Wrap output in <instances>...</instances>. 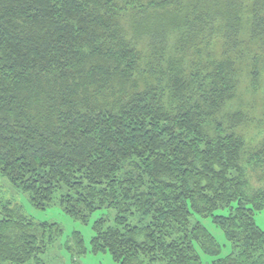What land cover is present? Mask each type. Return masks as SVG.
<instances>
[{
  "label": "trees",
  "instance_id": "1",
  "mask_svg": "<svg viewBox=\"0 0 264 264\" xmlns=\"http://www.w3.org/2000/svg\"><path fill=\"white\" fill-rule=\"evenodd\" d=\"M260 93L264 0H0V177L84 223L114 210L92 251L118 264H264ZM3 209L0 264L43 263L57 225Z\"/></svg>",
  "mask_w": 264,
  "mask_h": 264
},
{
  "label": "rangeland",
  "instance_id": "2",
  "mask_svg": "<svg viewBox=\"0 0 264 264\" xmlns=\"http://www.w3.org/2000/svg\"><path fill=\"white\" fill-rule=\"evenodd\" d=\"M243 99L242 109L250 112L249 116L251 118L257 117L264 120L262 117V114H264V108L262 107L264 106L263 94L260 93L259 96L246 94L243 95ZM261 133V135H258V131H253V134L249 135V137L254 138L253 145L257 144L264 135V131ZM253 184L257 187L259 186L255 180ZM9 203L19 207L23 214L36 223L57 225V227L53 226L52 230V234H54L53 242L48 245L46 252L41 255L43 261L41 264H118L109 252L94 253L92 251V239L96 234L93 228L95 221L100 218H106L111 224L116 216L114 210H99L89 218L87 223H84L67 215L58 203H53L44 210L34 207L28 193L22 192L15 188L6 178L0 177V219L4 216L3 207ZM217 213L227 214V211H218ZM255 221L264 230V211L256 213ZM204 224L222 247L220 257L228 255L232 246L227 241L223 230L212 223L211 218L204 220ZM77 236L83 239L82 246ZM201 256L202 264H211L214 259L202 253Z\"/></svg>",
  "mask_w": 264,
  "mask_h": 264
}]
</instances>
